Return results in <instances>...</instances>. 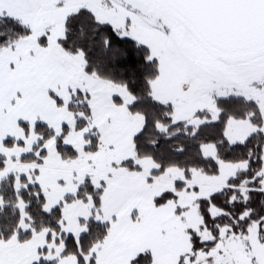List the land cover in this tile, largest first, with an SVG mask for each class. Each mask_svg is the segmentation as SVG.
<instances>
[{
    "label": "snow or ice",
    "instance_id": "obj_1",
    "mask_svg": "<svg viewBox=\"0 0 264 264\" xmlns=\"http://www.w3.org/2000/svg\"><path fill=\"white\" fill-rule=\"evenodd\" d=\"M0 264H264V0H0Z\"/></svg>",
    "mask_w": 264,
    "mask_h": 264
}]
</instances>
